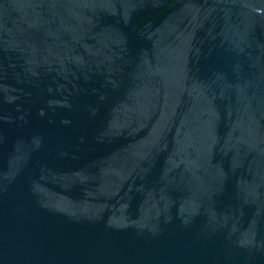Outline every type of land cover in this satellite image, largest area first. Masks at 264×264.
<instances>
[{"label":"water","instance_id":"water-1","mask_svg":"<svg viewBox=\"0 0 264 264\" xmlns=\"http://www.w3.org/2000/svg\"><path fill=\"white\" fill-rule=\"evenodd\" d=\"M0 264H264V0H0Z\"/></svg>","mask_w":264,"mask_h":264}]
</instances>
